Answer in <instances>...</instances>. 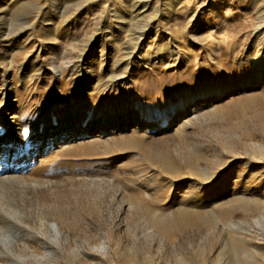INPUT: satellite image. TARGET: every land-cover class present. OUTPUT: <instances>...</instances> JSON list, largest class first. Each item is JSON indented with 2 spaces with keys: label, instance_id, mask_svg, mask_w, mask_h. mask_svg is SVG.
<instances>
[{
  "label": "rangeland",
  "instance_id": "374dc122",
  "mask_svg": "<svg viewBox=\"0 0 264 264\" xmlns=\"http://www.w3.org/2000/svg\"><path fill=\"white\" fill-rule=\"evenodd\" d=\"M0 115V264H264V0H0Z\"/></svg>",
  "mask_w": 264,
  "mask_h": 264
},
{
  "label": "bare ground",
  "instance_id": "6f19581e",
  "mask_svg": "<svg viewBox=\"0 0 264 264\" xmlns=\"http://www.w3.org/2000/svg\"><path fill=\"white\" fill-rule=\"evenodd\" d=\"M7 34H8V32H7ZM71 117L76 118L77 114H72ZM131 117H132L133 121L141 120L140 115L134 111H132ZM39 122H40V118H37L36 120H31V121L29 120L31 128H35V130H37V128H40ZM59 122H63V118H61L59 120ZM71 122L72 121L69 120L66 123L70 124ZM143 123L145 125L148 124L147 121H143ZM11 124H13V125L11 126ZM0 125H3L4 128L7 130V133H4V134H3V132H2V134L0 133V162H7V161L11 160L12 163H14V161L17 160V163H18L19 160H24V159H25L24 161H26L28 159L30 160L36 154L40 153L39 147L42 145V140L40 139V133L39 132H38L39 134L31 141H28L27 137L23 138V140H21L19 138L18 134L16 133L17 128H15V126L18 125L19 126L18 129H21L23 126V123H20V119H17L16 116H14V115L11 116V119H9V121H6L4 115H0ZM65 137H68V135L65 133V131L61 132L57 136L54 132L49 131V139H47L46 145H50L52 143H55V140H58L59 138L63 139ZM26 144L27 145L29 144L30 150H27ZM44 150H45V148L42 149V152ZM13 170H14V166H11L10 164H8L6 166L0 165V183L6 179H9V173H11ZM41 224L43 226V229L46 232H51V233L53 232L54 235H59V229H58V225L56 222H54V221L47 222L46 220L41 219ZM24 229H27V227L25 225L23 226V230ZM30 237H32V236H30ZM30 241H33V240H30ZM234 247H236V246H234ZM43 259L48 260L46 255H43ZM210 264H215V263L211 262ZM233 264H240V263L234 262Z\"/></svg>",
  "mask_w": 264,
  "mask_h": 264
}]
</instances>
